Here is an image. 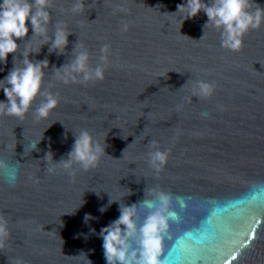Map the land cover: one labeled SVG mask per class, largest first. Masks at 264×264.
Here are the masks:
<instances>
[{"label": "water", "instance_id": "95a60500", "mask_svg": "<svg viewBox=\"0 0 264 264\" xmlns=\"http://www.w3.org/2000/svg\"><path fill=\"white\" fill-rule=\"evenodd\" d=\"M75 2L52 0L49 41L42 44L28 21L19 51L0 62L3 81L26 58L49 61L26 117L0 116V160L18 168L14 183L0 172V215L11 233L0 264H88L87 257L106 264L100 230L148 189L170 194L177 214L165 264H264V25L232 51L222 47L221 31L204 28L203 11L187 20L165 14L186 0H84L78 13ZM60 23L71 33L63 53L52 50ZM79 45L92 69L102 66L101 49L109 45L103 80L66 84L56 77ZM201 80L214 86L210 98L192 95ZM48 92L59 104L38 120ZM0 102H7L2 89ZM85 130L105 149L98 165L59 166ZM31 142L39 143L26 151ZM154 151L168 153L159 172L151 166ZM110 197L117 202L101 213ZM85 214L95 219L85 223ZM146 214L142 209L138 223Z\"/></svg>", "mask_w": 264, "mask_h": 264}, {"label": "clouds", "instance_id": "9594fccd", "mask_svg": "<svg viewBox=\"0 0 264 264\" xmlns=\"http://www.w3.org/2000/svg\"><path fill=\"white\" fill-rule=\"evenodd\" d=\"M52 0H3L0 3V62L7 64L9 54L19 51L17 39H24L29 34L28 21L31 22L32 30L36 37H43V43L50 39L48 36V25L51 23V14L47 11ZM84 0H76L72 12L78 13L85 10ZM160 6L158 5L157 8ZM120 11L125 9L120 8ZM203 11L208 21L204 25L221 31L222 47L232 51H239L243 47L244 36L252 29H259L264 25V7L254 0H211L205 3L204 0H186V3L177 5L175 13L182 14L184 20L195 18ZM183 20H181V25ZM122 31H128V24H122ZM71 33L66 30L63 24L56 25L55 39L52 50L65 51L69 44ZM82 45L77 48L76 58L69 65L56 70V77L64 83L103 80L105 67L108 65L109 45L101 49L103 55L100 57L102 66L92 69L89 67V54L81 50ZM40 48L35 50L39 52ZM32 51H26L28 57ZM49 67L47 59L33 63L30 59L23 60V66L14 67L3 81H0V89L7 97V102H0V116H14L23 120L29 113L32 104L41 94L45 78L44 69ZM82 74L83 79L77 81V75ZM191 93L201 99L210 98L214 93V86L205 81L195 83ZM46 100L36 110V119H47L50 113L58 106L59 101L52 93H44ZM188 99V98H187ZM207 117L208 113H201ZM39 142H31L26 146V151L35 149ZM105 154L104 147L94 139L89 131H82L75 140L72 151L68 154L67 160L61 161L59 166L71 170L73 164H79L85 171L98 165L101 155ZM151 166L157 170L167 163L168 153L154 151L150 153ZM46 159H53L52 153L46 155ZM54 168H49V172ZM0 172H3L9 183H14L18 168L0 160ZM70 174H72L70 172ZM130 194V193H129ZM151 197V198H149ZM117 202L112 197L108 203L98 210L103 213L112 204ZM147 214L143 222L138 223L141 210ZM119 217L108 226L103 227L99 236L102 238L103 255L106 264H165L162 260L165 237L171 229L172 222L177 219V214L172 208V196L164 191L155 189L146 191V198L140 203L131 206L121 205ZM95 219L91 214H85L84 222ZM95 232V229H91ZM11 233L8 227V220L0 215V250L7 247ZM88 264L93 262L88 259ZM15 264H23V261L16 260Z\"/></svg>", "mask_w": 264, "mask_h": 264}]
</instances>
